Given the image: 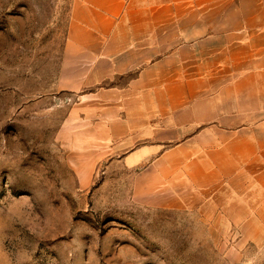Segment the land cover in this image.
<instances>
[{"label": "rangeland", "instance_id": "374dc122", "mask_svg": "<svg viewBox=\"0 0 264 264\" xmlns=\"http://www.w3.org/2000/svg\"><path fill=\"white\" fill-rule=\"evenodd\" d=\"M71 1L0 0V264H264L235 200L156 193L98 115H70Z\"/></svg>", "mask_w": 264, "mask_h": 264}, {"label": "crops", "instance_id": "0c3cea01", "mask_svg": "<svg viewBox=\"0 0 264 264\" xmlns=\"http://www.w3.org/2000/svg\"><path fill=\"white\" fill-rule=\"evenodd\" d=\"M62 71L70 115H98L141 184L235 200L264 230V0H72ZM95 75L122 83L85 91Z\"/></svg>", "mask_w": 264, "mask_h": 264}]
</instances>
